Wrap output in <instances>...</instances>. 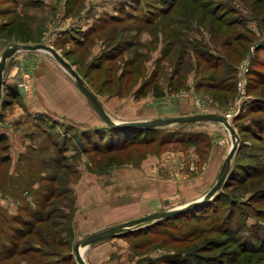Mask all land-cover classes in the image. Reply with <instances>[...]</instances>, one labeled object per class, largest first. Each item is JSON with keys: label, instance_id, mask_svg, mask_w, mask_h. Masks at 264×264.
<instances>
[{"label": "rangeland", "instance_id": "1", "mask_svg": "<svg viewBox=\"0 0 264 264\" xmlns=\"http://www.w3.org/2000/svg\"><path fill=\"white\" fill-rule=\"evenodd\" d=\"M0 40L53 46L95 93L191 90L183 115L222 114L238 134L212 199L84 246L91 264H264V0H0ZM96 118L0 137V264H77L80 238L203 196L231 145L217 121L113 131Z\"/></svg>", "mask_w": 264, "mask_h": 264}, {"label": "crops", "instance_id": "2", "mask_svg": "<svg viewBox=\"0 0 264 264\" xmlns=\"http://www.w3.org/2000/svg\"><path fill=\"white\" fill-rule=\"evenodd\" d=\"M6 47L8 46H1L0 54ZM13 54L9 57L14 56L10 64L6 60L5 65V67L7 64L13 67L7 71V77H4V73L3 77L6 83L12 81L16 85V93L11 94L9 92L5 95L6 98L13 97V102L0 109V126L7 128H3L4 132H0L6 133V135L9 132L12 134V138H15L14 135L19 138L25 137L21 131L14 132L13 129L25 125L28 120L35 124L34 126L42 124L46 126L47 120L51 119L58 126L68 123L71 128L75 129L77 127L89 129L99 123L96 118L97 112L89 100L79 90L65 69L48 52L35 49L22 54ZM21 64L22 66L18 69H29V73L23 74L24 78L22 79L14 71V68ZM22 81L26 83V87L17 85V82L21 83ZM187 84L190 85L191 80H187ZM136 89L137 87L130 90L128 95H122L118 91L111 94H95L111 118L119 121L179 116L191 109V97L193 96L191 90L183 93H168L162 90V94L158 96H154L153 93L137 96L135 95ZM185 94L187 96H184ZM16 140L11 139L12 148L21 151V148L15 144ZM12 148L10 147V152ZM17 151L11 153L12 160L15 159V164L20 153ZM15 164H13V168L17 169ZM89 181L90 179L87 177V180L84 179L82 184L85 185ZM145 191H148L146 185ZM152 191L153 189H151ZM96 194L99 195V192ZM94 197L97 196L94 195ZM87 213L90 214V212ZM85 259L91 264L86 257Z\"/></svg>", "mask_w": 264, "mask_h": 264}, {"label": "water", "instance_id": "3", "mask_svg": "<svg viewBox=\"0 0 264 264\" xmlns=\"http://www.w3.org/2000/svg\"><path fill=\"white\" fill-rule=\"evenodd\" d=\"M35 50V49H41L46 52H48L55 61L65 69V71L69 74V76L73 79L76 86L79 88V90L83 93V95L89 100L95 111L98 113V115L102 118V120L110 127L113 128H121V129H150L157 126H164L169 124H187V123H201V122H211V121H217L222 123L226 129L228 130L231 138V145L223 158L219 172L217 174V177L213 184L208 188V190L204 193L203 196L196 200H192L184 204L183 206H178L170 209H165L157 212L148 213L142 216H139L137 218H133L128 221H124L120 224L110 226L108 228H105L103 230L93 232L91 234H88L79 240H77L72 248L75 260L77 264H89L87 260L85 259L82 248L86 245H89L93 242L113 237L123 231L131 229L134 225L149 222L151 220H158L166 217H170L185 211H188L192 208H195L199 205L207 203L214 195L218 192V190L221 189L222 185L225 182V179L227 178L229 169H230V163L231 159L237 149L239 137L234 129V127L231 125L229 120L226 116L222 114H216V113H207V114H201V113H194V114H188V115H181V116H172L167 118H151V119H135V120H115L111 118V116L107 113V111L104 109L103 105L101 104L100 100L98 99L95 92H93L89 86L86 84V82L83 80V78L75 71V69L72 67L71 64L67 62V60L59 54V52L53 48V46L48 45L46 43L37 42L32 44H15L6 47L0 54V96L2 87L4 84V69L6 65V60L16 51V50Z\"/></svg>", "mask_w": 264, "mask_h": 264}, {"label": "trees", "instance_id": "4", "mask_svg": "<svg viewBox=\"0 0 264 264\" xmlns=\"http://www.w3.org/2000/svg\"><path fill=\"white\" fill-rule=\"evenodd\" d=\"M222 17H223V16H219L218 18L221 20ZM230 21H231V19L226 21V23H225V24H226V27H230V26L232 25V24L230 23ZM227 32H229V31H227ZM233 33H234V30H230V33H229V34H231V35L234 36V38H233L232 40H238V39L240 38L239 36H237L238 34L234 35ZM228 36H230V35H228ZM232 40L228 39L229 42H231ZM11 94H15V92H13V93H11ZM140 94H141V92H140ZM86 129H87V128H86ZM89 129H90V128H89ZM114 129L118 131L117 128H113V127H112V130H113V131H114ZM126 130H127V131H131L130 129H122V130H120V131H126ZM141 130H142V129H141ZM141 130H139V131H141ZM89 131H90V130H89ZM120 131H119V132H120ZM2 134H3V133L0 132V137L4 139V136H3ZM83 139H86V138H83ZM202 205H204V204H202Z\"/></svg>", "mask_w": 264, "mask_h": 264}, {"label": "built area", "instance_id": "5", "mask_svg": "<svg viewBox=\"0 0 264 264\" xmlns=\"http://www.w3.org/2000/svg\"><path fill=\"white\" fill-rule=\"evenodd\" d=\"M20 66H22V64L21 65H17L16 67L20 68ZM18 85L22 86V87H26V83L24 81H22L21 83H18Z\"/></svg>", "mask_w": 264, "mask_h": 264}, {"label": "bare ground", "instance_id": "6", "mask_svg": "<svg viewBox=\"0 0 264 264\" xmlns=\"http://www.w3.org/2000/svg\"><path fill=\"white\" fill-rule=\"evenodd\" d=\"M201 114H204V113H201ZM205 114H207V113H205ZM167 118V117H166ZM224 126V125H223ZM226 128V127H225ZM90 245V244H89ZM89 245H86V246H89Z\"/></svg>", "mask_w": 264, "mask_h": 264}]
</instances>
